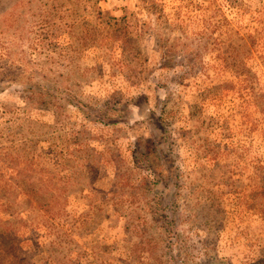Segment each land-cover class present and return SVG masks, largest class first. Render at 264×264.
Listing matches in <instances>:
<instances>
[{
    "label": "rangeland",
    "instance_id": "rangeland-1",
    "mask_svg": "<svg viewBox=\"0 0 264 264\" xmlns=\"http://www.w3.org/2000/svg\"><path fill=\"white\" fill-rule=\"evenodd\" d=\"M0 264H264V0H0Z\"/></svg>",
    "mask_w": 264,
    "mask_h": 264
}]
</instances>
